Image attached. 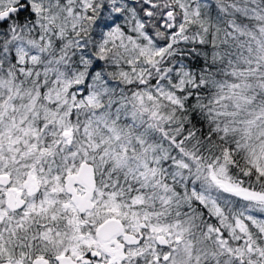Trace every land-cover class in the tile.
I'll return each instance as SVG.
<instances>
[{"label":"snow or ice","instance_id":"obj_1","mask_svg":"<svg viewBox=\"0 0 264 264\" xmlns=\"http://www.w3.org/2000/svg\"><path fill=\"white\" fill-rule=\"evenodd\" d=\"M0 264H264V0H0Z\"/></svg>","mask_w":264,"mask_h":264}]
</instances>
